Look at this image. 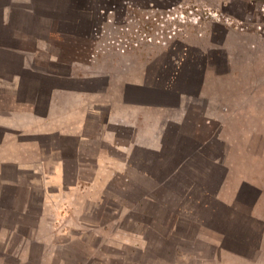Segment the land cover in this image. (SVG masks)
<instances>
[{"label":"crops","instance_id":"1","mask_svg":"<svg viewBox=\"0 0 264 264\" xmlns=\"http://www.w3.org/2000/svg\"><path fill=\"white\" fill-rule=\"evenodd\" d=\"M92 2L0 0V216L20 218L0 230L44 250L116 200L152 264H264V79L236 62L255 34L137 46Z\"/></svg>","mask_w":264,"mask_h":264},{"label":"rangeland","instance_id":"2","mask_svg":"<svg viewBox=\"0 0 264 264\" xmlns=\"http://www.w3.org/2000/svg\"><path fill=\"white\" fill-rule=\"evenodd\" d=\"M92 16L117 18L123 25V29L121 28L124 32L123 42L127 41L130 44L134 41L137 42V46L154 43L157 37L164 34L166 36L172 30H175L176 34L172 38L166 36V41L177 39L182 32L205 30L211 34L215 43L222 47L230 30L255 34L246 38L245 44L248 43L250 48L237 44L236 54L243 60L237 57L236 62L241 64L243 62L245 68L253 69L254 74L250 76L251 78L264 79V0H93ZM256 48L261 54L251 56V52L253 53ZM261 86L264 90V81ZM112 202L115 203L103 200L101 211L98 208L95 209L98 210L97 213L89 211L86 216H82L81 225L75 228L66 227L69 216L65 214L53 224L54 227H58L57 229L50 226L39 231V238L52 240L53 243L46 246L44 251L40 247L39 252L35 250L32 253L35 259L32 261L28 258L30 243H26V247H22V250L12 248L13 239L6 244L10 232L0 230V264L151 263L146 257L149 251L147 241H140V235L146 238L148 231L142 234L141 231L137 232L130 212L126 211V214L119 215L117 209L120 208L118 204L116 205V200ZM120 202L127 210L130 202L126 199ZM108 204L113 211L103 209ZM11 218L0 216V227L3 221L17 223V219H20L16 217L12 221ZM25 218L21 219L25 220ZM17 228H20V225ZM17 231L19 233V229ZM29 231L26 239L35 238L36 232ZM158 234L161 237L163 235L162 232ZM71 244L77 245L76 250L83 256L82 260L77 256L75 257L77 260L72 262L63 258L61 252H56ZM12 250L13 256H10Z\"/></svg>","mask_w":264,"mask_h":264},{"label":"flooded vegetation","instance_id":"3","mask_svg":"<svg viewBox=\"0 0 264 264\" xmlns=\"http://www.w3.org/2000/svg\"><path fill=\"white\" fill-rule=\"evenodd\" d=\"M12 217L11 220H15L16 217L14 216H10ZM29 227L25 224H21L20 228H19V233L16 230V234H14L15 232H11L9 234V237H11L12 240V248H19V249H23L22 247H26V236L29 235ZM15 236H13V235ZM8 237V238H9ZM13 237V238H12ZM7 238V239H8ZM11 239L6 240V244L9 243V241H11ZM76 244H71L68 245L67 247L63 248V250L61 249V251H56L57 253L61 252V256L63 258H65L66 260H71L72 262H75L77 259L75 257H79L80 256V260L83 259V256L81 254L78 253V251L76 250ZM41 248V247H40ZM42 249V248H41ZM37 250L39 252V246H35V245H31L30 244V250H29V259L32 261L35 259V257L32 255V253ZM43 250V249H42ZM44 251V250H43ZM42 252V251H41ZM10 256H13V250L11 251Z\"/></svg>","mask_w":264,"mask_h":264},{"label":"built area","instance_id":"4","mask_svg":"<svg viewBox=\"0 0 264 264\" xmlns=\"http://www.w3.org/2000/svg\"><path fill=\"white\" fill-rule=\"evenodd\" d=\"M192 12V11H191ZM193 13V12H192ZM191 19V18H190ZM176 34V31L175 30H172V31H169L166 36H168L169 38H172V36ZM146 36H148L147 34H145ZM165 34L163 36H159L157 37L158 40H162V39H165Z\"/></svg>","mask_w":264,"mask_h":264}]
</instances>
